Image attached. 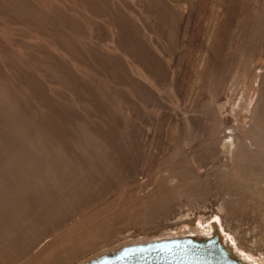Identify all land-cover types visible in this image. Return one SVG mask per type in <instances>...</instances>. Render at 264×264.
<instances>
[{
  "label": "rangeland",
  "instance_id": "obj_1",
  "mask_svg": "<svg viewBox=\"0 0 264 264\" xmlns=\"http://www.w3.org/2000/svg\"><path fill=\"white\" fill-rule=\"evenodd\" d=\"M211 227L264 264V0H0V264Z\"/></svg>",
  "mask_w": 264,
  "mask_h": 264
},
{
  "label": "water",
  "instance_id": "obj_2",
  "mask_svg": "<svg viewBox=\"0 0 264 264\" xmlns=\"http://www.w3.org/2000/svg\"><path fill=\"white\" fill-rule=\"evenodd\" d=\"M83 264H254L236 255L211 227L203 236L165 238L123 246Z\"/></svg>",
  "mask_w": 264,
  "mask_h": 264
},
{
  "label": "bare ground",
  "instance_id": "obj_3",
  "mask_svg": "<svg viewBox=\"0 0 264 264\" xmlns=\"http://www.w3.org/2000/svg\"><path fill=\"white\" fill-rule=\"evenodd\" d=\"M227 244H229L228 243V241H226V240H224ZM230 245V244H229ZM230 248L232 249V246L230 245ZM244 259V258H243ZM246 260V259H245ZM249 262H251V261H249ZM251 263H253V262H251Z\"/></svg>",
  "mask_w": 264,
  "mask_h": 264
}]
</instances>
